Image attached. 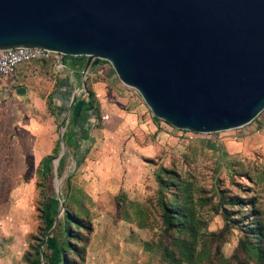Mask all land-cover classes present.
Segmentation results:
<instances>
[{
	"label": "rangeland",
	"instance_id": "rangeland-1",
	"mask_svg": "<svg viewBox=\"0 0 264 264\" xmlns=\"http://www.w3.org/2000/svg\"><path fill=\"white\" fill-rule=\"evenodd\" d=\"M77 59L21 64L0 94V264H47L34 249L49 237L76 250L57 264H264V109L237 128L176 129L106 61L81 86Z\"/></svg>",
	"mask_w": 264,
	"mask_h": 264
},
{
	"label": "water",
	"instance_id": "water-1",
	"mask_svg": "<svg viewBox=\"0 0 264 264\" xmlns=\"http://www.w3.org/2000/svg\"><path fill=\"white\" fill-rule=\"evenodd\" d=\"M11 47L84 56L81 86L104 60L180 130L237 128L264 109V0H0V49Z\"/></svg>",
	"mask_w": 264,
	"mask_h": 264
},
{
	"label": "built area",
	"instance_id": "built-area-1",
	"mask_svg": "<svg viewBox=\"0 0 264 264\" xmlns=\"http://www.w3.org/2000/svg\"><path fill=\"white\" fill-rule=\"evenodd\" d=\"M80 57L82 58L83 63L79 66H82L83 68L85 57ZM32 61H50L57 68L62 69L66 67L64 55L59 52L46 51L36 47H11L0 49V81L5 83L8 81L11 82L16 68L21 64H27Z\"/></svg>",
	"mask_w": 264,
	"mask_h": 264
},
{
	"label": "trees",
	"instance_id": "trees-1",
	"mask_svg": "<svg viewBox=\"0 0 264 264\" xmlns=\"http://www.w3.org/2000/svg\"><path fill=\"white\" fill-rule=\"evenodd\" d=\"M71 57L72 56H64V59L65 58H71ZM103 62H104V60H103ZM81 63H83V61H79V59L74 60L75 66H79ZM87 103L89 104V99H88ZM154 119H156V118H154ZM72 121H73V119L71 118V120L68 122L69 128L66 129L67 130L66 132H63V137L65 140V144H67L68 139H71L72 147H75V138L73 136V130L71 127L72 123H73ZM163 210H164L163 211V220L167 225H170L172 222L170 211L167 209H163ZM67 220H69V222L71 221V222L75 223V225L77 227L85 228L84 225L79 223V221L76 217H73L72 215L68 214V212L66 211L65 215L63 216V222H68ZM47 240H48V242L44 243L43 249H45V251H43V254H42V257L47 264H57L58 262L62 263L65 260V253L64 252L67 249L70 251H76L74 248H72V247H70V245H68L67 241H65V245H62V244L60 245L52 237H49ZM34 252L37 255L39 254L38 247H36L34 249Z\"/></svg>",
	"mask_w": 264,
	"mask_h": 264
},
{
	"label": "crops",
	"instance_id": "crops-1",
	"mask_svg": "<svg viewBox=\"0 0 264 264\" xmlns=\"http://www.w3.org/2000/svg\"><path fill=\"white\" fill-rule=\"evenodd\" d=\"M71 65H73V64H71ZM52 68H55L56 70L58 69V70H61L60 68H57V67H55L53 64H52ZM66 68V67H65ZM65 68H63V69H65ZM16 70H17V68H16ZM13 80L10 82V81H8L7 83H5V82H2V81H0V94L2 95V96H4L5 94H10V92L13 90ZM73 136H74V133H73ZM75 138V137H74ZM77 146V141L75 140V147ZM74 147V148H75ZM74 148H73V150H74ZM78 149V146L76 147V149H75V151Z\"/></svg>",
	"mask_w": 264,
	"mask_h": 264
}]
</instances>
